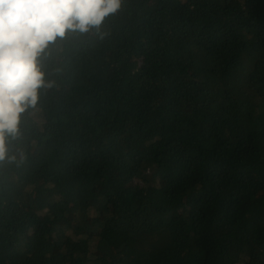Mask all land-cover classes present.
<instances>
[{
    "label": "trees",
    "instance_id": "trees-1",
    "mask_svg": "<svg viewBox=\"0 0 264 264\" xmlns=\"http://www.w3.org/2000/svg\"><path fill=\"white\" fill-rule=\"evenodd\" d=\"M261 10L122 0L50 42L0 161V264H264Z\"/></svg>",
    "mask_w": 264,
    "mask_h": 264
},
{
    "label": "clouds",
    "instance_id": "clouds-1",
    "mask_svg": "<svg viewBox=\"0 0 264 264\" xmlns=\"http://www.w3.org/2000/svg\"><path fill=\"white\" fill-rule=\"evenodd\" d=\"M122 0H0V161L6 138L19 135L21 115L35 108L39 89L51 87L38 58L68 30L99 29ZM264 21V10L254 14ZM9 159H15L9 157Z\"/></svg>",
    "mask_w": 264,
    "mask_h": 264
}]
</instances>
